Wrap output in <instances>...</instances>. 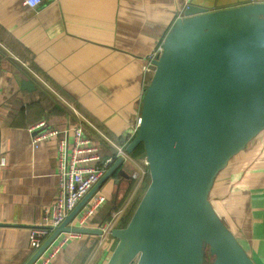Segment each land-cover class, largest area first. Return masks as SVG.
<instances>
[{"label":"crops","instance_id":"0c3cea01","mask_svg":"<svg viewBox=\"0 0 264 264\" xmlns=\"http://www.w3.org/2000/svg\"><path fill=\"white\" fill-rule=\"evenodd\" d=\"M194 1L216 9L255 0ZM184 10L181 0H43L37 7L0 0V264L30 259L31 227L56 195L58 139L35 146L30 127L44 119L58 128L84 121L99 153L112 155L114 147L94 129L126 140L141 117L148 55ZM133 166L124 164L129 173ZM117 175L98 189L107 200L89 226L103 225L129 191L136 193L132 177ZM210 198L256 264H264V130L219 172ZM116 244L110 234L81 233L54 264H106Z\"/></svg>","mask_w":264,"mask_h":264},{"label":"water","instance_id":"95a60500","mask_svg":"<svg viewBox=\"0 0 264 264\" xmlns=\"http://www.w3.org/2000/svg\"><path fill=\"white\" fill-rule=\"evenodd\" d=\"M163 40L140 123L126 149L144 146L150 182L131 219L112 228L106 264H256L210 193L219 172L264 130V0L209 9L191 0ZM118 157L25 264L72 223L118 170ZM213 259L210 261L209 257Z\"/></svg>","mask_w":264,"mask_h":264},{"label":"built area","instance_id":"2783aa9c","mask_svg":"<svg viewBox=\"0 0 264 264\" xmlns=\"http://www.w3.org/2000/svg\"><path fill=\"white\" fill-rule=\"evenodd\" d=\"M43 0H25L31 7H37ZM184 7L191 0H181ZM163 50V42L154 48L148 55L144 72L150 76L156 68L157 55ZM1 65V57H0ZM79 115V111H78ZM140 123V118L127 132L128 138L119 143L106 136L98 128H95L104 141L109 142L114 147V153L103 157L99 153L98 142L93 135L86 132L84 121L75 122L65 128H58L48 124L44 120L30 127L32 133V143L37 146L49 138L58 139V184L53 204L47 208L43 221L31 227L30 242L33 251H37L48 238V236L65 220L67 215L78 205L92 187L101 179L108 168L118 157H123L124 164L133 166L130 175L135 180L134 191L141 187L146 177L150 176L149 162L146 154L133 156L126 149L127 144L135 137ZM93 127V126H92ZM99 141V140H98ZM90 160H99V163L85 164ZM107 196L101 192H96L90 200L81 208L75 217V224L78 226H89L90 218L106 202ZM121 211H113L109 220L100 227L103 234H110L112 228L116 227ZM81 233L76 231L60 232L50 244L40 253L33 264H54V259L58 253Z\"/></svg>","mask_w":264,"mask_h":264},{"label":"rangeland","instance_id":"374dc122","mask_svg":"<svg viewBox=\"0 0 264 264\" xmlns=\"http://www.w3.org/2000/svg\"><path fill=\"white\" fill-rule=\"evenodd\" d=\"M146 188H147V185H145L143 188L139 187L137 189L136 193L135 192L132 193V191L130 193V191H129V193L127 194V199L129 198V200L125 201L124 203H122L120 205V211L122 213H121V215H120V217H119V219L117 221V224H116L117 226L119 225V223H122V221L124 220L125 217H128V216H129L128 217V222H129V220L131 219L135 209L137 208V206H138V204H139V202H140V200H141ZM209 259L211 261L213 258L210 256Z\"/></svg>","mask_w":264,"mask_h":264},{"label":"trees","instance_id":"16d2710c","mask_svg":"<svg viewBox=\"0 0 264 264\" xmlns=\"http://www.w3.org/2000/svg\"><path fill=\"white\" fill-rule=\"evenodd\" d=\"M91 130V129H90ZM92 131V130H91ZM94 131H97L94 129ZM128 138V136H126V139ZM143 145L141 144L136 150H134L132 152V155L133 156H137V155H141V154H144L145 153V150H144V146L142 147ZM115 150V149H114ZM134 153V154H133ZM150 179V178H149ZM133 186V185H132ZM211 194V193H210ZM129 217V216H128ZM128 217H125L124 220L122 221V223H119L118 226H124L127 224L128 222Z\"/></svg>","mask_w":264,"mask_h":264}]
</instances>
